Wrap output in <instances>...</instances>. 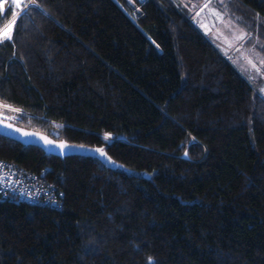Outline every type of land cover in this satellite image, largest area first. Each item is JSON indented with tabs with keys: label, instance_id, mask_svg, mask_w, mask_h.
<instances>
[{
	"label": "trees",
	"instance_id": "16d2710c",
	"mask_svg": "<svg viewBox=\"0 0 264 264\" xmlns=\"http://www.w3.org/2000/svg\"><path fill=\"white\" fill-rule=\"evenodd\" d=\"M223 2L264 47V0ZM10 35L13 121L105 157L0 135V159L62 192L57 207L0 199V264H264V97L185 8L35 0Z\"/></svg>",
	"mask_w": 264,
	"mask_h": 264
},
{
	"label": "rangeland",
	"instance_id": "374dc122",
	"mask_svg": "<svg viewBox=\"0 0 264 264\" xmlns=\"http://www.w3.org/2000/svg\"><path fill=\"white\" fill-rule=\"evenodd\" d=\"M22 7L14 8L15 18L28 6V1L16 0ZM185 8L200 31L232 62V64L247 78L258 93L264 97V55L263 44L249 33L238 22L228 17L223 11L224 0H174ZM31 2L30 4H33ZM7 20L0 29V34L6 29H12V19ZM10 29V30H11ZM10 30L8 32H10ZM5 37L2 35L1 38ZM0 112L12 120L20 109L0 103ZM106 134H102L105 137ZM108 135L111 140L114 137Z\"/></svg>",
	"mask_w": 264,
	"mask_h": 264
},
{
	"label": "built area",
	"instance_id": "2783aa9c",
	"mask_svg": "<svg viewBox=\"0 0 264 264\" xmlns=\"http://www.w3.org/2000/svg\"><path fill=\"white\" fill-rule=\"evenodd\" d=\"M35 0H28V4ZM16 0H0V12L16 7ZM35 4V3H33ZM52 182H45L37 174L26 172L15 165L0 159V199H15L32 204L57 207L61 191Z\"/></svg>",
	"mask_w": 264,
	"mask_h": 264
},
{
	"label": "water",
	"instance_id": "95a60500",
	"mask_svg": "<svg viewBox=\"0 0 264 264\" xmlns=\"http://www.w3.org/2000/svg\"><path fill=\"white\" fill-rule=\"evenodd\" d=\"M25 133H28V135H25ZM0 135L18 141L23 145H35L47 153L60 157L73 154L95 156L102 160H104L105 157V154L101 156L100 152L96 151V149H98L97 147L70 143L64 139H59V134L55 130H52L50 134H48L20 126L1 112ZM45 139L52 141V143H45ZM61 143L66 145L64 149H60L58 147V145Z\"/></svg>",
	"mask_w": 264,
	"mask_h": 264
},
{
	"label": "snow or ice",
	"instance_id": "6c2138e0",
	"mask_svg": "<svg viewBox=\"0 0 264 264\" xmlns=\"http://www.w3.org/2000/svg\"><path fill=\"white\" fill-rule=\"evenodd\" d=\"M16 7H17V8H20V7H22V5H21L19 2H17V3H16ZM23 7H26V6H23ZM4 36H5L6 38H9V39L11 38L10 32H8V31H6V32L4 33ZM25 135H28V133H25ZM104 138L107 140L109 137H108V135L106 134ZM45 143H47V144H51L52 141L45 139ZM58 147H59L60 149H64V148L66 147V145L63 144V143H61V144L58 145ZM96 151L100 152V155H101V156L104 155L103 150H101V149H96ZM149 264H155V262L152 261L151 259H149Z\"/></svg>",
	"mask_w": 264,
	"mask_h": 264
},
{
	"label": "crops",
	"instance_id": "0c3cea01",
	"mask_svg": "<svg viewBox=\"0 0 264 264\" xmlns=\"http://www.w3.org/2000/svg\"><path fill=\"white\" fill-rule=\"evenodd\" d=\"M12 20H14L13 18H11ZM5 25V24H4ZM3 25V26H4ZM3 26H1L0 27V29L3 27ZM11 29V25H10V28L9 29H6L4 32H2L1 34H0V37H2V35H4V33L6 32V31H9Z\"/></svg>",
	"mask_w": 264,
	"mask_h": 264
},
{
	"label": "bare ground",
	"instance_id": "6f19581e",
	"mask_svg": "<svg viewBox=\"0 0 264 264\" xmlns=\"http://www.w3.org/2000/svg\"><path fill=\"white\" fill-rule=\"evenodd\" d=\"M35 3V2H34Z\"/></svg>",
	"mask_w": 264,
	"mask_h": 264
}]
</instances>
